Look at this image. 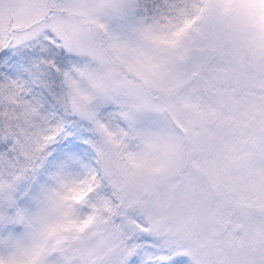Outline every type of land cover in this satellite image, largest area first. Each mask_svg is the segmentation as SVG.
<instances>
[{"label":"snow or ice","instance_id":"obj_1","mask_svg":"<svg viewBox=\"0 0 264 264\" xmlns=\"http://www.w3.org/2000/svg\"><path fill=\"white\" fill-rule=\"evenodd\" d=\"M0 264H264V0H0Z\"/></svg>","mask_w":264,"mask_h":264}]
</instances>
